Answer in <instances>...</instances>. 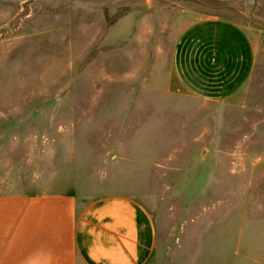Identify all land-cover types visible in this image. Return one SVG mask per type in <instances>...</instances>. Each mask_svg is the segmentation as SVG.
<instances>
[{
    "label": "rangeland",
    "instance_id": "obj_1",
    "mask_svg": "<svg viewBox=\"0 0 264 264\" xmlns=\"http://www.w3.org/2000/svg\"><path fill=\"white\" fill-rule=\"evenodd\" d=\"M184 12L258 34L246 105L163 88ZM66 187L146 204L148 264H230L240 230L264 264V0H0V192Z\"/></svg>",
    "mask_w": 264,
    "mask_h": 264
},
{
    "label": "crops",
    "instance_id": "obj_2",
    "mask_svg": "<svg viewBox=\"0 0 264 264\" xmlns=\"http://www.w3.org/2000/svg\"><path fill=\"white\" fill-rule=\"evenodd\" d=\"M259 51L254 30L184 12L163 88L244 106ZM241 234L240 254L229 263L255 264ZM158 242L152 211L130 193H105L80 205L69 187L0 192V264H148Z\"/></svg>",
    "mask_w": 264,
    "mask_h": 264
}]
</instances>
